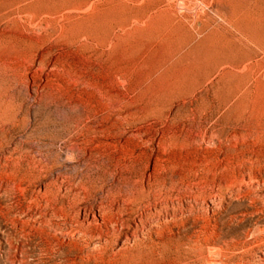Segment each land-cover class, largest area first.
<instances>
[{"label": "rangeland", "instance_id": "obj_1", "mask_svg": "<svg viewBox=\"0 0 264 264\" xmlns=\"http://www.w3.org/2000/svg\"><path fill=\"white\" fill-rule=\"evenodd\" d=\"M0 264H264V0H0Z\"/></svg>", "mask_w": 264, "mask_h": 264}, {"label": "bare ground", "instance_id": "obj_2", "mask_svg": "<svg viewBox=\"0 0 264 264\" xmlns=\"http://www.w3.org/2000/svg\"><path fill=\"white\" fill-rule=\"evenodd\" d=\"M150 247V246H149ZM200 248V247H199ZM151 252V251H150ZM209 252V251H208Z\"/></svg>", "mask_w": 264, "mask_h": 264}]
</instances>
